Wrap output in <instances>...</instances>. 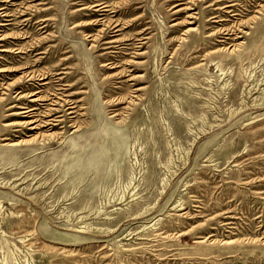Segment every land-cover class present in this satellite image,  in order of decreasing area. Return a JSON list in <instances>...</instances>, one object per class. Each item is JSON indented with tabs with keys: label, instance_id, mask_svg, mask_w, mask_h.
<instances>
[{
	"label": "rangeland",
	"instance_id": "1",
	"mask_svg": "<svg viewBox=\"0 0 264 264\" xmlns=\"http://www.w3.org/2000/svg\"><path fill=\"white\" fill-rule=\"evenodd\" d=\"M0 264H264V0H0Z\"/></svg>",
	"mask_w": 264,
	"mask_h": 264
},
{
	"label": "bare ground",
	"instance_id": "2",
	"mask_svg": "<svg viewBox=\"0 0 264 264\" xmlns=\"http://www.w3.org/2000/svg\"><path fill=\"white\" fill-rule=\"evenodd\" d=\"M100 8V7H99ZM104 10V9H103ZM103 14V13H102ZM42 75V74H41ZM31 76V75H30ZM26 77V76H25ZM31 97L32 98H35L36 97V95H31ZM32 102H35V100H33ZM28 113H29V111H28ZM30 114V113H29ZM58 120V119H57ZM38 122L37 121H31V122H29L28 123V125H31V126H35L36 124H37ZM48 124V123H47ZM57 124V123H56ZM36 129H38V125L37 126H35V127H32V130H36Z\"/></svg>",
	"mask_w": 264,
	"mask_h": 264
}]
</instances>
